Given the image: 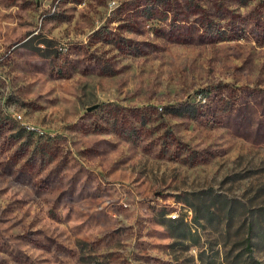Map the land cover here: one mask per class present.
Returning <instances> with one entry per match:
<instances>
[{"label":"rangeland","instance_id":"rangeland-1","mask_svg":"<svg viewBox=\"0 0 264 264\" xmlns=\"http://www.w3.org/2000/svg\"><path fill=\"white\" fill-rule=\"evenodd\" d=\"M0 264H264V0H0Z\"/></svg>","mask_w":264,"mask_h":264},{"label":"trees","instance_id":"trees-1","mask_svg":"<svg viewBox=\"0 0 264 264\" xmlns=\"http://www.w3.org/2000/svg\"><path fill=\"white\" fill-rule=\"evenodd\" d=\"M240 1H241V3L245 4L249 0H240ZM221 39H223V37H221ZM194 108L195 107L192 105H187V106H183L182 108H171L172 109L171 111L176 113L177 115H183V114L192 115V114L196 113ZM191 109H193V110H191Z\"/></svg>","mask_w":264,"mask_h":264},{"label":"built area","instance_id":"built-area-1","mask_svg":"<svg viewBox=\"0 0 264 264\" xmlns=\"http://www.w3.org/2000/svg\"><path fill=\"white\" fill-rule=\"evenodd\" d=\"M170 215L172 218H176L178 214L176 211H173Z\"/></svg>","mask_w":264,"mask_h":264}]
</instances>
